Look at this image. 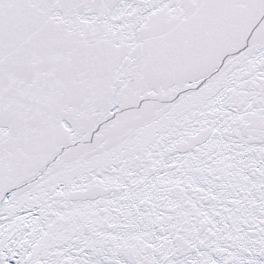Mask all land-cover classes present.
<instances>
[{
    "label": "snow or ice",
    "instance_id": "6c2138e0",
    "mask_svg": "<svg viewBox=\"0 0 264 264\" xmlns=\"http://www.w3.org/2000/svg\"><path fill=\"white\" fill-rule=\"evenodd\" d=\"M0 264H264V0H0Z\"/></svg>",
    "mask_w": 264,
    "mask_h": 264
}]
</instances>
